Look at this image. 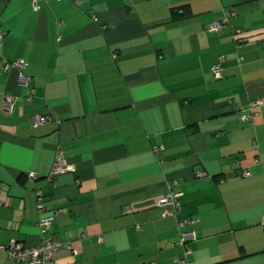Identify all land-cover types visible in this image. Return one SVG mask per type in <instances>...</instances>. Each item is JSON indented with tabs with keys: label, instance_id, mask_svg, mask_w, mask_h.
<instances>
[{
	"label": "crops",
	"instance_id": "obj_1",
	"mask_svg": "<svg viewBox=\"0 0 264 264\" xmlns=\"http://www.w3.org/2000/svg\"><path fill=\"white\" fill-rule=\"evenodd\" d=\"M36 1L0 0V244L37 246L53 213L46 235L71 246L54 264H173L156 201L174 189L188 264H264V104L240 119L264 99V0ZM58 149L74 170L49 181ZM0 264L25 263L0 249Z\"/></svg>",
	"mask_w": 264,
	"mask_h": 264
},
{
	"label": "built area",
	"instance_id": "obj_2",
	"mask_svg": "<svg viewBox=\"0 0 264 264\" xmlns=\"http://www.w3.org/2000/svg\"><path fill=\"white\" fill-rule=\"evenodd\" d=\"M60 1V0H57ZM74 1V0H71ZM32 5L34 10H37L40 8L38 2L36 0H32ZM94 20H96L94 18ZM227 24V19H223L217 22L212 23L209 27L210 31H219L222 28L225 27ZM241 33L240 29H235L234 34L239 35ZM3 33H0V43L3 39ZM236 41L242 42L243 38L237 37ZM222 61H224V57H219L218 61L212 67L210 68V75H212L215 79H220L222 77ZM25 62L22 59H16L12 62H6L4 65L3 70L5 72H8L9 70L13 68L21 69L23 66H25ZM22 86H27L29 83V78L23 75V73H19V82ZM31 99V97H29ZM262 104H264V99L254 100L252 101L246 110L249 111L248 115H242L240 119L242 121H253V118L257 115V108H259ZM13 106V97L10 95H7L4 98L3 101V110L6 112H11ZM32 124L33 126L42 125L44 123L53 121V115H33L32 116ZM56 120V119H55ZM56 122L59 123L58 120ZM63 151L60 149L57 150L55 153L54 162L52 165V169L50 171V174L47 176V180L52 181L53 177L63 174L66 172H70L74 170V166L67 163L66 159L64 158V155L62 153ZM239 175L243 177L250 176V171L246 168L238 169ZM206 174L204 172L197 173V176H205ZM31 177V175H30ZM177 184V182H174L173 185ZM35 200H36V206L39 213H42L45 209L43 202V193L42 191L35 190ZM179 196L180 193L177 192L174 189H169L165 195L159 197V199L156 201V205L162 210V216L163 217H171L174 218L176 221V226L179 233V238L177 243H174L176 245L183 247V255L175 258L173 260V264H188V256L191 255V250L187 248L186 244L189 243L192 240H195V233L194 231L190 229H185L187 226L193 224V221L190 220V218H183L180 217L181 214V204L179 202ZM3 203V200L0 199V204ZM130 208L126 207L127 212H130ZM55 214L50 215H39V218L37 220V226L40 230L42 237L41 242L37 246H26L22 244L21 242L10 239L8 245H1L0 249L6 253L9 259L16 261V262H24L25 264H54V254L55 252L60 249H71V246L68 244H63L60 241L52 238L51 235H46L49 231L52 229L53 221H54ZM45 233V234H44ZM172 244L171 246H173Z\"/></svg>",
	"mask_w": 264,
	"mask_h": 264
},
{
	"label": "trees",
	"instance_id": "obj_3",
	"mask_svg": "<svg viewBox=\"0 0 264 264\" xmlns=\"http://www.w3.org/2000/svg\"><path fill=\"white\" fill-rule=\"evenodd\" d=\"M173 12H174V11H173ZM176 14H177V13H176ZM176 14H175V15H176ZM175 15H173V16H175ZM176 16H177V15H176Z\"/></svg>",
	"mask_w": 264,
	"mask_h": 264
}]
</instances>
